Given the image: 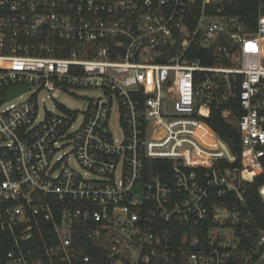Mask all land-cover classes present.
Returning <instances> with one entry per match:
<instances>
[{"label": "built area", "instance_id": "1", "mask_svg": "<svg viewBox=\"0 0 264 264\" xmlns=\"http://www.w3.org/2000/svg\"><path fill=\"white\" fill-rule=\"evenodd\" d=\"M227 1L0 0V264H264V0Z\"/></svg>", "mask_w": 264, "mask_h": 264}, {"label": "trees", "instance_id": "2", "mask_svg": "<svg viewBox=\"0 0 264 264\" xmlns=\"http://www.w3.org/2000/svg\"><path fill=\"white\" fill-rule=\"evenodd\" d=\"M259 3L260 0H229L227 1V9L230 13L239 15L248 29L255 30L258 19ZM196 52L198 51L196 50ZM208 53L209 59L204 61V63L214 64L213 56L211 57V54L215 53V48L209 50ZM206 123L216 131L222 140L226 141L232 147L234 152L239 153V137L237 130L231 122L223 118L220 112L213 111L211 116L206 119ZM260 184V180H255L249 185L248 205L250 212L252 213V224L256 227L264 228V202L261 200L258 193ZM242 241L243 246H249L247 241H244L243 239Z\"/></svg>", "mask_w": 264, "mask_h": 264}, {"label": "rangeland", "instance_id": "3", "mask_svg": "<svg viewBox=\"0 0 264 264\" xmlns=\"http://www.w3.org/2000/svg\"><path fill=\"white\" fill-rule=\"evenodd\" d=\"M75 93L78 95L77 97L67 94V93L66 94L62 93L60 94L58 100L63 102L65 105H67L71 109H78L80 111H86L88 98L97 95L98 91L90 90V89H76ZM27 95L28 94H26L25 97H27ZM16 101H19V100H16ZM47 107L49 109L54 108L50 100H47ZM70 164L74 168L80 169L75 159H72Z\"/></svg>", "mask_w": 264, "mask_h": 264}, {"label": "water", "instance_id": "4", "mask_svg": "<svg viewBox=\"0 0 264 264\" xmlns=\"http://www.w3.org/2000/svg\"><path fill=\"white\" fill-rule=\"evenodd\" d=\"M179 44H180V41L176 44V46L170 52H168V54L160 56V59H164V60L165 59H169L173 55V53L176 51V49L178 48ZM23 90H24V88H14V89L11 90V95L12 96L16 95V94L20 93Z\"/></svg>", "mask_w": 264, "mask_h": 264}]
</instances>
